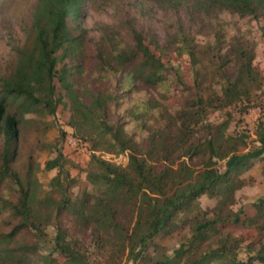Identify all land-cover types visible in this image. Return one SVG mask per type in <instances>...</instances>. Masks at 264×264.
Listing matches in <instances>:
<instances>
[{"label": "trees", "instance_id": "trees-1", "mask_svg": "<svg viewBox=\"0 0 264 264\" xmlns=\"http://www.w3.org/2000/svg\"><path fill=\"white\" fill-rule=\"evenodd\" d=\"M47 1L48 20L34 22L28 42L14 47L13 69L0 79V264H27L47 242L50 222L58 229L57 251L69 258L64 264H181L186 254H191L190 264L264 263V244L246 261L238 260L235 248L241 239L221 228L227 222H243L264 235V201L251 203L252 213L243 205L231 209L236 190L243 186L235 172L257 156L238 155L220 170L218 162L245 142L226 137L227 120L205 123L204 138L196 137L192 128L217 100L221 106L251 101L249 84L259 75L252 51L240 48L230 55L227 63L238 66L235 76L224 74L221 95L207 97L199 59L186 37L177 50L191 59L195 90L181 65L157 55L142 31L134 29V45L98 47L92 55L88 31L81 25L88 0ZM206 2L246 16L256 15L264 0ZM60 48L71 59L69 71L61 73L52 59ZM89 72L91 81L85 78ZM30 79L39 83L45 97L56 98V80L73 93V126L83 121L78 131L93 141L94 150L128 152L125 166L92 154L85 171L97 196L72 198L67 195L69 185L39 195L38 166L33 155L24 158L22 152L23 128L35 120L24 116L55 114L57 102L50 106ZM173 83L182 93V105L176 101L172 112L166 100ZM204 195L217 200L215 211L200 209L192 215ZM182 226L192 229L188 249L155 259L151 247L156 240ZM71 231L80 235L73 237ZM90 238L100 248L97 258L82 244ZM204 245L207 249L202 250ZM47 262L61 264L53 257Z\"/></svg>", "mask_w": 264, "mask_h": 264}, {"label": "rangeland", "instance_id": "rangeland-1", "mask_svg": "<svg viewBox=\"0 0 264 264\" xmlns=\"http://www.w3.org/2000/svg\"><path fill=\"white\" fill-rule=\"evenodd\" d=\"M50 7L47 0H0V79L15 65L17 56L14 47L28 42L35 21L48 20ZM82 10L81 25L88 31L92 55L98 47L116 49L134 45V29L142 31L157 55L181 65L189 85L195 90L191 59L177 50L180 40L186 37L199 59L201 85L207 97L214 92L221 95L219 80L224 74L231 78L235 76L238 66L227 63L230 55L240 48L252 51L254 67L259 75L255 82L249 84L251 101L244 99L234 105L221 106L217 100L206 118L192 127L196 137L204 138L207 135L205 123L220 124L227 120L226 137L237 136L245 142L230 158L218 162L220 170H225L238 155L257 156L235 172L243 179V186L236 190V203L231 208L237 210L243 205L248 213H252L251 203L264 201V2L256 15L246 16L208 7L206 0H88ZM52 59L57 72H67L71 68V59L61 48ZM90 75L91 72L85 77L87 81H91ZM29 83L50 106L57 102L55 114L43 112L24 116L35 120L23 128L22 152L24 158L33 155L38 166L41 181L39 195L45 197L48 191L59 192L63 186L69 185L67 195L72 198L84 193L97 196L96 186L85 171L92 154L97 153L104 159L125 166L129 161L128 152L115 154L93 149V141L78 131L84 127L83 121L77 120L76 126H73L74 95L61 82L56 80L57 95L54 99L43 95L35 79H30ZM171 93L166 103L173 112L176 101L182 105L179 99L182 93L176 83L172 84ZM152 94L157 96V90L153 89ZM217 203L215 198L204 195L192 215L200 209L215 211ZM52 211L53 208L50 209ZM221 228L241 239L242 242L235 248L238 260L246 261L264 244V235L243 222H227ZM46 230L47 242L41 244L27 264H48L47 257L57 258L61 264L68 263L69 258L56 249L58 229L55 223L50 222ZM71 233L73 237L80 235L74 231ZM191 236L192 229L189 227H176L158 238L151 252L158 260L174 256L179 250L188 249ZM82 244L90 249L93 258L98 257L100 248L93 238ZM201 249L205 250L207 246ZM190 259L191 254L183 255L181 264H190ZM255 264L264 263L258 261Z\"/></svg>", "mask_w": 264, "mask_h": 264}]
</instances>
